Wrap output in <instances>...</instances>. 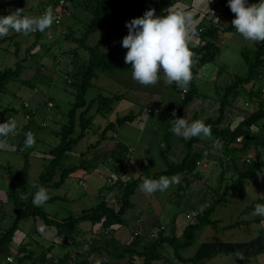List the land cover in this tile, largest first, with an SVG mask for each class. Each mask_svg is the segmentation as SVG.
Returning a JSON list of instances; mask_svg holds the SVG:
<instances>
[{
    "label": "rangeland",
    "instance_id": "1",
    "mask_svg": "<svg viewBox=\"0 0 264 264\" xmlns=\"http://www.w3.org/2000/svg\"><path fill=\"white\" fill-rule=\"evenodd\" d=\"M59 1L25 0L23 3L12 5L8 11L12 13L24 5V12L38 16L51 7L56 15L59 13L55 11L58 9ZM156 2L157 0H118L108 13L109 21L100 23L96 33L89 38V45L95 47L107 40L102 45V51L108 53L113 50L115 52V54L112 52L113 58L122 62L127 51L121 44L122 38L128 33L125 22L142 16L146 10L153 8ZM248 2L252 4L257 3L258 0H248ZM94 3H96L95 0H73V6L67 13L62 14L61 25L57 27L52 24L45 30L40 40L13 31L0 38V73L15 69L18 63L23 62L25 65L28 63L27 60L34 61L35 66L37 64L42 66V63H46L44 57L50 58V65H46L43 71L47 77L46 82L24 70L22 76L9 81L0 93V112L13 109L18 113L16 130L28 125L23 116L28 111L24 109V104L31 105L30 111L34 113L33 121L27 129L34 132L35 138L33 146L26 147L24 144L25 152L23 153L17 151L14 139L7 143L5 152H0V234L7 232L16 218L14 203L10 199L9 171L15 173L21 171L28 157L29 190L32 192L36 188L41 175L50 163V151L60 142L58 136L52 137V132L62 130L69 123L70 113L76 103L75 84L79 83L84 67L89 62V54L79 44L66 40L70 44H65L59 50L61 44H58V40H49L48 37L51 34L54 36L53 32L65 30L67 34H74L75 39L76 36L82 38L89 31L94 20ZM184 6L186 8H183ZM171 7L191 11L196 24L195 28L200 26L199 23L203 19L208 20L211 11L215 10L223 14L219 26L225 31L232 25L231 21L235 15L231 11L228 12L230 8L227 0H189L185 5L177 1ZM119 19L123 20V23L117 24L113 36L109 37ZM209 24L210 22L206 21L205 25L210 26ZM259 43L245 40L237 31L222 33L218 43L221 53L202 69L200 76L196 79L199 97L186 107L182 118L191 122L198 115L201 120L209 118L218 120L225 90L235 82V79L245 78L248 75L249 67L244 55L248 54L252 59ZM187 44L189 49H193L199 47L202 41L201 38L192 36L191 32ZM49 46L51 49H47ZM17 49L20 50L19 55L16 54ZM28 52H31V56ZM73 53H76L75 58L71 57ZM55 58L60 60V64L53 63ZM192 58L194 60L196 55H192ZM131 73L132 71L100 73L99 78L92 82L93 87L87 94L89 105L100 97L122 96L123 99L113 105L112 111L106 115V118L98 112V104L91 105L89 118L94 120L93 131H90L87 138L64 159V167H79L86 161L93 162L95 168L77 169L61 188L48 189L50 199L54 201L42 207L51 218L63 221L72 216L81 215L85 210L98 206L102 201L112 203L116 197H122V192L118 189L114 190L111 196L113 192L107 188L106 184L110 175L118 176L131 170L124 171L128 163L118 164L109 155L108 149L120 143L134 150L131 153L132 168H138L136 172L138 175L143 174L147 167L153 174L166 171L167 166L162 153L169 148V145L171 150L169 149L170 152L168 150V159L175 164L183 161L186 146L181 137L173 136L169 130L172 126L170 121L173 119L172 113L175 112L178 117V107L182 103L180 86L175 83L167 84L162 74L159 75L156 84L145 86L133 80ZM251 92L253 98H251ZM50 102L54 104L53 108L49 106ZM260 102L264 103V81L258 82L255 88L253 84L248 85L245 90L240 88L239 93L230 99L222 128H236L245 119L246 114L258 110ZM129 114L137 116L133 123L116 126L115 131L107 133V140L101 141L102 133L108 123L115 124L118 118ZM2 115L1 121L6 122L8 116ZM44 124L46 127H43ZM77 128L76 137L81 134L79 126ZM15 131L13 135H16ZM255 134L257 139L244 150H242L244 144L237 141L230 146L231 149L237 150L230 155L231 165L225 162L226 155L221 146L220 150L215 149L210 158L197 169V172L203 174L205 165L208 164V168H215L213 174L211 171L204 177L202 175L201 179L177 175L180 177V183L170 185L164 192L149 194L139 188L132 198L133 207L128 211L125 223L143 217L155 221L159 227L164 226L165 236L169 238L173 236V229L177 226L178 236L181 237L186 227L194 223L196 218L204 215L214 205L217 197L225 191L227 185H231L237 179L235 167L242 169L243 161L247 159H250L253 164L264 162V119L257 123ZM22 135L24 139V134ZM114 135L117 136L114 137ZM99 142H101L100 145ZM205 142H207L206 139ZM204 149L198 147L196 154H199L198 150ZM216 167L219 168V173L227 167L226 176L218 175ZM60 176L61 172L58 173L57 182ZM187 177L189 180L186 182ZM132 180L126 178L127 183ZM21 194L23 199L28 198V194L24 192ZM260 201H264V168L253 180L246 182L244 191H230L226 200L216 207L211 219L219 222V231L217 232L212 226L204 227L197 232L194 245L182 250L181 256L185 259L199 260L201 264H264V253L257 254L264 244V218L253 215V206ZM235 224L240 226L226 229ZM40 226H45L46 235L38 231ZM122 226L116 227L113 234H110L102 225L93 226L91 223H82L73 236L75 242H72L59 235L55 228L47 227L41 219L28 218L20 223V229L15 234L9 251L0 253V264H8L6 257L10 254L15 259L14 264H19V249L23 246H28L29 252L34 254L35 259L34 262L28 261L26 264H39L43 254L56 261H60L66 255H71L74 260L80 258V255L85 259L91 249L105 247L106 237L113 236L118 243L117 247L121 248L132 241L134 234V232L123 233ZM126 228L127 231H134L130 225ZM150 234L151 232L147 236L149 237ZM41 237H44V240ZM101 258L109 261L104 253H97L90 264H97ZM131 264H143V260L134 258ZM153 264L193 263H185L177 259L175 250L166 244L161 250V260Z\"/></svg>",
    "mask_w": 264,
    "mask_h": 264
},
{
    "label": "trees",
    "instance_id": "2",
    "mask_svg": "<svg viewBox=\"0 0 264 264\" xmlns=\"http://www.w3.org/2000/svg\"><path fill=\"white\" fill-rule=\"evenodd\" d=\"M24 1L25 0H7L6 2V0H0V15L10 14L11 12L8 11L9 7L17 3H23ZM70 1L73 3V0ZM95 1L96 3H94L95 6L93 7L94 20L89 31L85 35H83L82 38H78L76 36V39L74 34H67V32L65 31L66 39L68 38L69 41L71 40L73 43H76L77 45L79 44L80 47H82L89 54V62L84 67L81 79L78 80L79 83H77L76 85L73 82L76 86V103L73 105V109L70 113L69 123L65 125L62 130L52 132L55 137L58 136L60 138V142L50 151L51 160L49 165L46 167L44 173L40 177L36 188L32 192H30V186L27 182L30 170L28 157L26 158L25 165L21 171L16 173L9 171L8 173V179L10 183V199L14 203L16 218L11 228L7 232L0 234V253L9 251V247L13 243L15 234L20 229V223L25 219H41L47 227L55 228L59 232V235L64 236L66 240H72V242H75L73 236L78 232L82 223H91L93 226L102 225L105 230H110L108 233L113 234L116 227L125 224V217L132 207V198L139 190V186L142 184L143 178L148 177L158 179L161 175H166L168 177H171L173 175H186L193 179H201L202 177L197 172V169L199 167V161L203 160V154L197 155L193 152L194 145L200 143V137H194L187 141L182 138V141L186 146V153L181 163L175 164L170 162L167 157L168 150H171V147L169 145V148L162 153L164 162L167 166V170L161 173L153 174L149 169H146L143 174H141L135 180L128 182L126 185L116 184L111 188V190L118 189L122 192V197H116V200L113 199L112 203H109L106 200L102 201L98 206L90 210H85L81 215L76 217L72 216L63 221L51 218L42 206L36 207L32 204L34 193L37 191L39 186H43L47 190L49 188L59 189L65 184L69 176L77 171V169L91 170L95 168L93 162L86 161L82 162V165L79 167L65 168L64 159L69 154L73 153L75 147H77L81 141L87 138L88 134H90V131H93L94 120L92 118H89V112L92 106L94 104H98V112L103 114L106 118V115L112 111L113 105L116 102L121 101L123 97H100L95 99L91 106L89 105L90 103H88L87 100L88 91L93 87L92 82L99 78L100 73L132 71V69L130 68V64H126L124 60L122 62L116 61L113 58L112 52L106 53L102 51V45H104L107 40L102 41L95 47L89 45V38L94 33H96L100 23H107L109 21L110 17L108 13L118 2V0ZM176 2L177 0H157L153 8L155 9L156 14L160 15L162 12H166V10ZM69 9L70 8H67V10L65 9V11H69ZM19 10L24 12V5H21ZM24 13L26 14L27 12ZM121 23H123V20L120 19L117 21V23H115L109 37L113 36V31L116 28V25H120ZM234 31H236V29L232 25L225 31H223L220 26H208L201 36L202 44H200L199 47L190 49L192 55L195 54L196 58L193 60V58L191 57L192 80L190 81L186 89L180 86V91L183 94L184 91H186V93L184 94L182 103L178 107V117L182 118L183 111L186 109V107H188L196 98L199 97V89L196 84V79L200 76L202 69L209 62H213L220 55L221 50L218 46V43L221 39V34L224 32ZM42 35L43 32H40L37 36H35V38L37 40H40L42 38ZM72 37L74 39H72ZM19 53L20 50L17 49L16 54L19 55ZM28 54L31 56V52H28ZM72 56L73 58H75V54H72ZM244 56L249 67L248 75L245 78L235 79V82L225 90V93L223 94L221 100V115L219 119L214 120L209 118L203 120L205 124L210 126L211 128V136L207 138L220 140L227 158L237 151L236 148L231 149L230 146L234 144L238 138H244L242 142L244 144V148L242 150L250 147L251 142L257 139V135L255 134L256 125L259 121L264 119V103L260 102L258 110L253 113L246 114L245 119L236 128H222L230 99L239 93L240 88L242 90H245V88L251 84H253V86L255 87L258 82H262L264 79V42L259 43L252 59H250V56L248 54H245ZM24 68L25 67L22 62L18 63L15 69H9L4 73H0V93L3 91L9 81L18 79L20 76H22V74L24 73ZM250 95L251 98H253L252 92ZM14 112L17 113L13 109L0 112V122H2V114H6L9 117ZM136 117L137 116L135 114H129L123 118H118L115 124L108 123V126L102 133L101 141L107 140V133L109 131H115L116 126H122L126 123H133L136 120ZM196 119L201 120L198 115L194 117V120ZM28 125L25 126L23 130L19 131V135H17L19 141L16 142V147L19 153L25 152L23 149L25 140L23 139L22 133L28 130ZM78 126L81 129V134L76 137ZM0 141H3V138H0ZM7 143L8 142H5V151L7 149ZM100 144L101 142H99V145ZM109 155L118 164L121 165L127 163L129 164L131 161L130 148L126 147V145H124L123 143L118 144L117 147L109 153ZM243 164L244 166L242 169L235 167L238 174L237 179L231 185H227L225 191L217 197L214 205L210 209H208L204 213V215L199 216L198 218H196L194 223H191L186 227L182 237L177 236L176 227H174L173 229V236L171 238L165 236L164 232H161L156 239H149L150 241L148 242L145 241L146 238L148 239V236L145 235V233L143 234V236H136L135 234H133L132 241L121 248L117 247L118 243L115 241L113 236L106 237L105 247L91 249L88 253L87 258L85 259H83L80 255V258L74 260L71 255H66L60 261H56V259L49 257L47 258L46 254H43L42 260L41 262H39V264H90L91 259L97 253H104L107 259H109V261H112L109 262L104 258H101L100 260H98L97 264H131L134 258L142 259L143 264H153L154 262L161 260V250L166 244H169L175 250L176 258L180 261L185 263L201 264V261L199 260L183 258L181 256V251L194 245L197 232L202 230L204 227L212 226L218 232L219 222L211 219L212 214L216 210V207L226 200V197L230 191H244L246 182L253 180L256 174L261 172V170L264 168V162L257 164L252 163V165H250L247 161H243ZM59 172H61V176L59 177V181L57 182L56 180L58 179ZM188 177L185 178L186 182L189 180ZM22 192L28 194L27 199L22 198ZM52 201H54V199H49L46 204ZM257 203H264V201H260ZM238 226L240 225L235 224L226 229H233ZM19 251V264H26V262L28 261H35L34 254L32 252H29L28 246H23L21 249H19ZM261 253H264V244L257 254ZM7 263L11 264L8 261Z\"/></svg>",
    "mask_w": 264,
    "mask_h": 264
},
{
    "label": "clouds",
    "instance_id": "3",
    "mask_svg": "<svg viewBox=\"0 0 264 264\" xmlns=\"http://www.w3.org/2000/svg\"><path fill=\"white\" fill-rule=\"evenodd\" d=\"M230 11L234 13L232 26L245 40L264 42V0L249 4L248 0H227ZM58 18L49 7L39 16L25 14L16 10L7 15H0V38L10 31L25 36L37 31L44 32L56 22ZM127 35L122 38V47L127 49L124 62L131 65L132 79L148 86L158 82L159 75L166 78V83H175L185 89L192 80L191 57L187 39L195 27L191 11L174 9L171 6L156 14L154 8L146 10L142 16L125 22ZM172 126L169 129L177 137L190 140L194 137L207 138L211 136V128L203 120L189 122L184 117H177L172 113ZM14 119L0 122V138H6L16 130ZM25 146L31 147L35 142L31 131L25 133ZM180 177L161 175L158 179L143 178L139 186L145 193L164 192L170 185L179 184ZM50 199L48 190L39 186L34 193L32 204L43 206ZM253 215L264 218V203H257ZM38 231L46 235L45 226Z\"/></svg>",
    "mask_w": 264,
    "mask_h": 264
},
{
    "label": "built area",
    "instance_id": "4",
    "mask_svg": "<svg viewBox=\"0 0 264 264\" xmlns=\"http://www.w3.org/2000/svg\"><path fill=\"white\" fill-rule=\"evenodd\" d=\"M73 6V3L70 1V0H60L59 1V4H58V9L56 11H58L59 13H56V17L58 18V20L56 22H54L53 24L57 27H59L61 25V22H62V14L64 13H67L68 11H65V9L67 10V8H71ZM61 12V13H60ZM44 13V12H43ZM43 13H40L39 15L43 14ZM38 15V16H39ZM209 18V21H210V26L211 25H216L218 26L220 24V20H221V14L215 10H212L211 13L209 14L208 16ZM206 27L205 26H198L197 28H195L193 31H192V36L196 37V38H201L202 34L204 33ZM45 32V31H44ZM40 32L37 31L35 33H31L29 34L28 36H31V37H35L39 34ZM66 36V32H62L61 34V37L62 38H65ZM53 35H49V40L53 39ZM73 57V56H72ZM264 81V79H263ZM255 88V87H254ZM186 93V91H184V94ZM184 94L182 93V98H184ZM50 107H53V104H50ZM258 107V105H257ZM24 109L25 110H28L27 113L23 114L24 116V119L25 121L27 122V124H29L30 122L33 121V111H30L31 110V105L29 103H25L24 104ZM8 119H14L16 121V114H12L8 117ZM43 127H46V124L43 125ZM24 127H21V128H18L16 131L19 132L21 130H23ZM31 131L33 133L32 130L28 129L26 131L23 132L24 134V140L26 139V136H25V133ZM117 135H114V137H116ZM243 137L241 138H238L237 139V142L238 143H242L243 142ZM7 138H3V141H0V152H4L5 151V148H6V145H5V142H7ZM207 142L209 144V147L208 148H205L201 154H204L206 156V160L208 158H210L211 154H213L212 152L214 151L215 152V149L216 150H220L221 149V141L220 140H214V139H211V138H207ZM133 151L130 149V154L132 153ZM131 158V156H130ZM226 160L227 162H230L232 161V157L229 156L228 158L226 157ZM247 162L248 164H251V160L250 159H247ZM202 164V161H199V165ZM126 172H128V170H124ZM128 177L129 180L133 179V177L131 176V174L128 173H122L121 175H110L107 179V188H112L114 187L116 184H122V185H126L127 182H126V178ZM143 224H144V220L143 219H139L138 220V227L139 229L136 230L134 232V234L136 236H143L144 234V227H143ZM166 230V228L164 226H161L159 229H157L156 231H152V233L150 234V236L148 237V239L150 240H153V239H156L158 237V235L161 233V232H164ZM106 232H109L110 230L109 229H106L105 230ZM14 257H12L11 255L8 256L7 258V261L11 264H14Z\"/></svg>",
    "mask_w": 264,
    "mask_h": 264
},
{
    "label": "crops",
    "instance_id": "5",
    "mask_svg": "<svg viewBox=\"0 0 264 264\" xmlns=\"http://www.w3.org/2000/svg\"><path fill=\"white\" fill-rule=\"evenodd\" d=\"M178 1V3H180V4H182V5H185L186 4V1H189V0H177ZM183 8H186V6H184ZM228 12H230V10H228ZM232 13V12H231ZM27 14V13H26ZM222 16H223V14H221V20H222ZM206 21H209V19L208 20H206V19H203L199 24H200V26H207L208 27V25H205L206 24ZM210 22V21H209ZM210 25V24H209ZM220 25V24H219ZM218 25V26H219ZM62 32H65V30L64 31H57L56 33H54L53 32V34H55L54 35V37H53V39H56V40H58V44H61V45H59V50H61V47H63V46H65V44L67 45V44H70V43H68V42H66V40H68L69 41V39L67 38H62L61 37V34H62ZM44 33V32H43ZM52 39V40H53ZM73 43V42H72ZM64 44V45H63ZM33 45H36V44H33ZM32 45V46H33ZM31 46V47H32ZM51 49V46H49V47H47V49ZM112 52L115 54V52L112 50ZM73 54H75L76 55V53H73ZM71 57H72V55H71ZM45 58V64L44 63H42V66H40V65H36L35 66V64H34V61H31V62H29L28 60H27V62L28 63H26L25 65H24V70L26 71V73L28 72L30 75H33V76H36L39 80H41V81H47V77L43 74V71H44V69H45V67H46V65H50V58H47V57H44ZM44 58H42L43 60H44ZM53 63H55V64H60V60H58V58H55V61H53ZM50 104H53L52 102H50L49 103V106H50ZM53 107H54V104H53ZM52 107V108H53ZM12 114H16L17 115V113H12ZM18 129V128H17ZM16 133V135H13V134H10L8 137H6L7 138V142H9L10 140H12V139H14V141L15 142H18L19 141V139L17 138V134H18V132L17 131H15ZM22 136V135H21ZM52 137H55L53 134H52ZM45 139H47V138H45ZM201 140H200V143H198V144H196V145H194V149H193V152L196 154V150H197V148L198 147H201V149L203 148H208L207 146H208V144H207V142H205V139H206V141H207V138H200ZM204 141H203V140ZM17 144V143H16ZM125 145V144H124ZM117 147V146H116ZM116 147H113V148H109L108 149V151H110L111 152V150H114V148H116ZM126 147H129L128 145H126ZM133 152H134V150H132ZM203 151V150H202ZM202 151L201 150H198V152H199V154H201L202 153ZM197 152V153H198ZM79 157H80V155L79 154H77ZM131 157H132V154H131ZM206 161V156L205 155H203V160H202V163L203 162H205ZM171 162V161H170ZM225 162L227 163V164H231L230 162H227V160L225 159ZM232 162V161H231ZM132 163H133V160H132V158H131V161H130V163L128 164V166H126V168L124 169V170H128L129 171V169H131L130 171H129V174H131V176L133 177V180H135L136 178H138L140 175H138V174H136V172H138V168H135V169H133L132 168ZM123 167H125V166H123ZM212 167H210V168H208V164H206L205 165V168H204V170H203V174H200L199 172V174L202 176L203 175V177H204V175H207V174H209L211 171H212V174H213V170H215V168H212ZM146 169H148V167L146 168ZM216 169H217V174L219 175H221V176H226V172L228 171V168L227 167H225V169L224 170H221L220 171V173H219V168H217L216 167ZM223 176V177H224ZM108 189H111V188H108ZM114 190H116V189H114ZM114 190H111L112 192L114 191ZM114 194V192L111 194V196ZM105 195V194H104ZM104 195H101V196H103V197H105ZM132 207H133V205H132ZM127 216V215H126ZM30 219V218H29ZM31 219H33V220H35L34 218H31ZM139 219H143L144 220V224H143V227H144V233H145V235H148L150 232L152 233V231H154V230H157V229H159L160 227L158 226V224L155 222V221H151V220H149V219H144L143 217H141V218H138V219H136L135 221L133 220V221H131L130 223H125V225H123L122 227H123V233H127V232H129L130 234L131 233H133V232H135L136 230H138L139 229V227H138V220ZM131 226L132 228H134V231H127L128 229L126 228V227H128V226ZM81 226V225H80ZM126 226V227H125ZM120 227V226H119ZM176 227V233H177V236H178V227L177 226H175ZM127 229V230H126ZM84 231V230H83ZM121 231V230H120ZM184 233V232H183ZM178 237H180V236H178ZM182 237V236H181ZM119 238H121V236H119ZM41 239H43L44 240V237H41ZM117 240H119L118 238H116ZM147 239V238H146ZM11 255V254H10ZM8 257V256H7ZM50 257V256H49Z\"/></svg>",
    "mask_w": 264,
    "mask_h": 264
}]
</instances>
